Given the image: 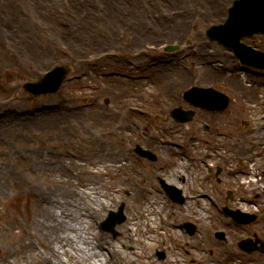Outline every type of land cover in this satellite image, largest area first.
<instances>
[{"label": "rangeland", "instance_id": "374dc122", "mask_svg": "<svg viewBox=\"0 0 264 264\" xmlns=\"http://www.w3.org/2000/svg\"><path fill=\"white\" fill-rule=\"evenodd\" d=\"M100 1L99 8L104 2H107L106 7L112 11L121 10L130 13L131 16L121 19V23H128L130 20L132 23L153 24L151 21L155 19V14H159L161 8L168 11L186 7L190 9L189 3L186 2L156 5L153 0H146V3L137 6L133 3L135 0H125L124 2L118 0ZM195 1L193 0V2ZM28 2L26 0H0V7H3V14H0V31L3 20H6L7 23L13 18L18 19L20 14L33 27H35V23H39L36 25L41 28H38L35 33H30L27 30H22L21 33H12L7 43L0 45L1 56L4 57L2 61L0 58V114L16 117L13 124L0 121V264H39L37 255L42 254L44 256L46 250L47 253H50L51 249L55 250L56 260L60 264L62 259L78 264L75 259H70L63 252L64 249L59 246V242H57L58 244L56 241L52 244L49 243L46 235H43L44 230L35 231L33 227L37 220L35 198L37 197L42 205L46 202V199L41 197L39 193L42 192V194L50 196V186L52 188L59 186L68 190L69 186L72 187L73 184L77 186L74 188H77L76 190L83 195L91 192V198L96 201V195L93 194L92 188H97L100 192L99 199H104L102 196L104 193L111 194L110 198L114 203L117 199L127 198V212L132 215V218L139 219L145 208L155 202L148 200H162L157 192L160 189L156 179L157 175L163 176L169 181H178V179L180 182L183 181L186 172L185 167H188L189 162H191L192 148L189 146L185 151H179L175 147L160 146L159 138H166L167 136L182 138V134L188 132L182 127L186 125L168 119V127L161 117H146L129 109L131 104L155 105L156 96L154 92H164V88L147 78L141 81L132 80L130 75L150 76L147 73L150 70L146 67L145 70L133 71L129 64V52L122 51L117 54L112 42H109L107 46L99 47L90 46L86 42L87 40L80 42L77 36L80 37L79 32L83 33V31L78 30L79 26L76 27L78 31L76 35V30L73 25L71 26L72 23L68 17L79 22L83 13L87 12L84 7L85 3L80 0H48V5L44 6L38 13L29 7ZM111 2L113 4H110ZM216 3L213 9L214 16L211 13L207 17L199 18V21L193 20V23L197 24L194 26L195 32L204 29L214 21H221L224 14L223 9L228 5L229 0H216ZM75 4H80L78 9L74 8ZM133 13L137 17H134ZM104 15L106 16L103 13L100 19ZM61 18L63 19L62 24L60 23ZM52 22H55L54 25ZM158 22L163 25L165 23ZM42 27L49 29L56 27V35H52L55 37H51L50 30ZM102 28L106 34L115 29L109 25ZM202 33L204 34V32ZM24 37L42 43L44 49L49 48L46 56L43 57L37 53V48H35V54H25L21 50V39ZM163 40L165 39L160 42ZM207 42L209 41L207 40ZM186 44L187 41L178 53H181L180 56L186 60L185 69H192L187 56L191 47L187 46L186 48ZM5 46L10 49L7 48V51L2 53ZM182 50L183 52H181ZM121 55L126 60L118 64L117 57H121ZM151 56V59L159 57V55ZM154 61L152 60V62ZM56 63L69 64L72 70L70 73L72 78L70 77L66 81L59 92L32 96L21 87L23 80L36 79L43 71ZM237 90L235 94L239 95ZM66 107H75L78 110L91 108L92 120H94L92 127L97 133H103L102 140L93 143V140L74 124H68L67 126H72L69 129L65 125L60 126L48 121L49 117L46 116L53 110ZM98 111L101 113L100 118ZM4 115H0V117ZM120 124L124 125L123 128L120 127ZM172 124L176 126L172 127ZM137 143L153 148L163 157L164 161L143 162L136 153H132V147ZM106 144L121 154H119L121 157L118 159V164L132 162L134 166L128 164L129 168L117 167L115 151L110 155L104 152ZM169 148L171 149L168 151ZM171 155L173 157H170ZM26 158L28 162L23 165L22 161L26 162ZM182 158L183 163L180 160ZM35 159L40 160L41 165L37 166L38 170L35 169ZM57 159L61 161L75 160L77 168L80 165L84 166L86 173L93 179H89L84 168L80 167L81 170L79 169V171L85 173L80 178L81 182H78V178H73L71 184L66 183L64 179L59 177L60 167L55 165ZM180 163L181 165L178 167L180 171L177 173L175 166ZM163 165H166V168L159 171V167ZM27 166H30V169L25 170L24 168ZM76 166L66 164L65 168L68 171L76 168ZM101 169L108 170L109 174L97 173L96 177V171ZM173 169L175 175H172ZM91 173L95 176H92ZM190 175L192 177L191 173ZM54 177H59L58 183H50ZM85 179L88 181H84ZM81 188L85 190L83 191ZM134 200L135 203H132L131 201ZM108 205L111 204L108 203L107 207ZM182 208L178 209L181 210ZM191 208L189 214L199 217L200 232L191 238L177 231L175 233L176 238L168 240V246L164 247L169 254L167 259L156 262V264H171L174 259L176 260L174 264H187L195 256L202 258L203 263L206 264H225L226 262L228 264H250L249 262L255 264L254 257L247 258L243 253L239 256H233L219 251L224 255L218 257L216 247L223 249L224 244L216 238V230L223 227L226 229L229 223L222 216L221 219L211 216L214 214L212 211L215 212V210L210 205H208L209 211L207 213L204 206L198 207L195 203ZM97 209L100 210V208ZM93 215L97 217L100 214L95 213ZM179 215L185 218L186 214L181 213ZM180 216L178 218L181 220ZM243 228L234 225L226 229L233 250L240 251L235 242L240 241L245 233L253 234L254 230L259 229V225L256 224L253 231L246 232ZM94 232H97L96 227L90 233L86 229L85 235L88 238L84 237L83 242L72 234H68L69 237H67L64 235L65 233L58 236V241H62L63 238L65 240L70 238V241L72 240V249H70L72 254L78 259L81 256L85 258L87 256V254H83L87 250L85 246L93 239L91 235ZM121 235L118 236L120 237L119 240L126 241L127 238L125 239ZM140 236L138 233L135 246H138L141 251L147 249L146 254L150 256L151 251L149 249L152 244H148ZM184 238L195 240L193 248L183 245ZM102 239L106 242H112V238L107 233L102 235ZM207 256H210L209 260H207ZM152 260L156 259L153 258ZM152 260L150 261L142 252H130L128 264H153L154 261Z\"/></svg>", "mask_w": 264, "mask_h": 264}, {"label": "bare ground", "instance_id": "6f19581e", "mask_svg": "<svg viewBox=\"0 0 264 264\" xmlns=\"http://www.w3.org/2000/svg\"><path fill=\"white\" fill-rule=\"evenodd\" d=\"M26 1H29L28 2V4L30 5L29 7L33 11L36 10V12L38 13L41 12L43 6L48 5V0H26ZM118 1L124 2L125 0H118ZM173 2L177 3V0H173ZM178 2L183 3L182 0H178ZM215 2L216 0L212 1L211 3H207L206 1L204 3V6L200 7V10L194 11L190 16L174 17L172 19L170 18L166 19L164 21L165 26L168 27L166 29H170L171 31H173V33L177 28H186L189 30V28H191L189 22H191V20L199 21V18H202L204 16V13L202 12L204 9H206L207 11L211 10L213 12V7L215 5ZM133 3L137 4V6L138 5L141 6L142 4L146 3V0H135V2ZM86 4L89 5L86 8H89L90 14L85 20H81V23L79 22V25H77L78 21L76 19L69 17L70 22L72 23L71 26L73 25L74 29L76 30V35L78 33L76 27L79 26L78 30L83 31V33L79 32L80 37L77 36L80 42H82L83 40H87L86 42L90 44V46H93V47L107 46L109 42H112V43L116 42L118 39V33L111 31V33L106 34L105 33L106 31L103 30L102 27L106 28V26L109 25L110 27L117 28L118 26H120V28L123 29L124 24H119V23L122 22L121 19L130 17L131 16L130 13H127L126 11L122 12L121 10L112 11L111 9L106 7L108 5L107 2H104V4L99 8V6L101 5L100 0H87ZM110 4H113V2H111ZM79 5L75 4L74 8L78 9ZM98 8H99L101 15H103V13L106 14V16L104 15L100 19V21L98 17L93 15V14L99 13ZM112 9H115V7H112ZM0 14L1 15L3 14V7H0ZM5 21L6 20L2 21V30L0 31V43L1 44L7 43V40L9 39L12 33H15V32L21 33L22 30H27L30 33L31 32L35 33L36 31V28L33 27L27 19H24L23 17H21V14L19 15L18 19L13 18L12 21H7V23ZM137 29L139 31H142L140 28H137ZM55 30H56V27L50 30L51 37H55V36H52V35H56ZM154 30L156 31L157 35L161 33V30L159 29V25H157ZM190 35L193 37V40L196 42V44L199 47V53L201 55L200 58H202L206 54L209 55L211 51L210 48L212 47H210L208 43L205 42L201 31L194 33V31L191 30ZM143 38L144 36L141 37V39ZM139 42H140V39L136 40L134 44L132 45V47L128 48L127 51L135 50L139 52ZM42 45H43L42 43L34 42L29 37H26V38L24 37L21 39V50L25 54H29V55L35 54V48H37L36 50L37 53H39L43 57L46 56L49 48L44 49ZM3 58L4 57H1V61L3 60ZM200 58L198 59L197 63L199 62ZM167 61L168 60L166 58H164L161 61V69L166 67L167 64H172V62L167 63ZM197 69L205 77L213 76V64L212 65H202V67H198ZM91 111H92L91 108L79 109V110L75 107L56 108L55 110L52 111V113H50L46 117H49L48 121L50 123L57 124L60 126L65 125L69 129L72 128V126H67V125L74 124L80 130H82L87 136H89L93 140V143H96L97 140H100V141L102 140L103 133L102 132L97 133L96 131H94L92 127L94 120H92L93 115ZM0 115H4V114L1 113ZM98 116L100 118L101 116L100 111H98ZM4 118H5V121H4ZM0 121L9 122L13 124L16 121V117L11 116L9 114H5L3 117H0ZM123 126H124L123 124H120L121 128H123ZM104 135L106 134L104 133ZM114 151L116 153L115 155L116 157L115 160L117 164L116 166L117 167L125 166L127 162L118 164L119 162L118 159L121 157L120 156L121 154L119 152H116V149L114 150L112 149V147H109L106 144V147L104 148V152L106 154L108 155L113 154ZM57 160L58 161L56 162L55 165L60 167L59 177L64 179L66 183H71L73 178H78V182H81V179H80L81 176L86 173L84 166L80 165L77 168L75 164V160H69V161L67 160L61 161L60 159H57ZM35 161H36L35 169L38 170L37 166L41 165L40 160L35 159ZM27 162H28V159L26 158V162L22 161V164L25 165L27 164ZM66 164H72L76 166V168L74 167L73 169H69L67 171V169L65 168ZM51 165L54 166V164L52 163ZM80 167L84 168L85 173L79 171ZM24 169L25 170L30 169V166H27ZM86 175L88 176L89 179H93L88 175V173H86ZM91 175L95 176L92 173ZM59 177H54V180H51L50 183H58ZM84 181H88V180L85 179ZM49 189L51 192L50 196H46L45 194H42V192L39 193L41 194V197L46 199V202L44 205H42L39 202V199L37 197L35 198V203L37 205L36 207L37 220L35 221V226H33L35 228V231H37L38 229L44 230L45 232L43 235H46L47 241L51 244L54 243L55 241L56 242L58 241V236L60 235L61 232L69 231V230L76 233L75 236L77 237V239L83 242L84 232L86 231V228L90 231L92 230L94 225L92 221L90 220H87V219L81 220V217L77 212V209H74V203L79 202L78 198H80V196L76 194L73 190H70V189L65 190L59 186L55 188L54 187L52 188L50 186ZM81 197L84 199L85 205H87V209H86L87 214H91L94 210L93 203L90 200L89 201L86 200L85 197H83L82 195ZM152 210L154 211L155 208H153ZM93 213H97V211H94ZM146 219H147V216H146ZM80 222H82L83 224H80ZM131 231L132 229L130 227L128 231L125 232V234L127 233V238H133ZM112 245L113 243H110L109 248L106 250L107 252L101 251L100 256L99 257L97 256L98 258V260L96 261L97 264H104V263L105 264H126V260H124V257H122L124 256V254L119 249L113 248L111 251L110 248ZM99 247H100L99 245H95L92 247V249L94 250L95 248H99ZM116 250L118 251V253L115 252ZM55 257L56 255L54 253H51L50 256H48L42 264L44 263L45 264H57L54 261ZM92 259L93 258L87 257V264H95L92 261Z\"/></svg>", "mask_w": 264, "mask_h": 264}, {"label": "water", "instance_id": "95a60500", "mask_svg": "<svg viewBox=\"0 0 264 264\" xmlns=\"http://www.w3.org/2000/svg\"><path fill=\"white\" fill-rule=\"evenodd\" d=\"M47 81H45L44 83H46ZM55 89H56V87H55ZM44 91H46V90H44Z\"/></svg>", "mask_w": 264, "mask_h": 264}]
</instances>
